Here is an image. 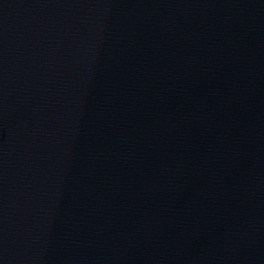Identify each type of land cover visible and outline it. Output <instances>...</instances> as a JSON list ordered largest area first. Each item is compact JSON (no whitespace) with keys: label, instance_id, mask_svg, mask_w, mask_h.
<instances>
[{"label":"water","instance_id":"water-1","mask_svg":"<svg viewBox=\"0 0 264 264\" xmlns=\"http://www.w3.org/2000/svg\"><path fill=\"white\" fill-rule=\"evenodd\" d=\"M0 264H264V0H0Z\"/></svg>","mask_w":264,"mask_h":264}]
</instances>
